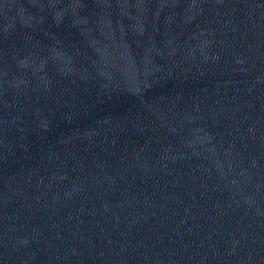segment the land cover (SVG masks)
I'll list each match as a JSON object with an SVG mask.
<instances>
[{
  "label": "water",
  "instance_id": "obj_1",
  "mask_svg": "<svg viewBox=\"0 0 264 264\" xmlns=\"http://www.w3.org/2000/svg\"><path fill=\"white\" fill-rule=\"evenodd\" d=\"M0 264H264V0H0Z\"/></svg>",
  "mask_w": 264,
  "mask_h": 264
}]
</instances>
